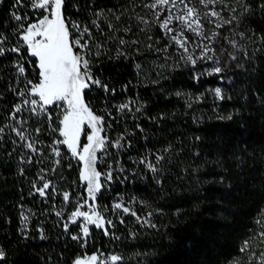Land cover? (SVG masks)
I'll use <instances>...</instances> for the list:
<instances>
[{"label": "trees", "instance_id": "trees-1", "mask_svg": "<svg viewBox=\"0 0 264 264\" xmlns=\"http://www.w3.org/2000/svg\"><path fill=\"white\" fill-rule=\"evenodd\" d=\"M66 2V16L89 26L92 35L98 37L97 42H103V36L90 25L95 19L93 11L100 9L121 29H132L123 33L126 41H140L135 46H124L122 50L128 58L116 59L117 46L109 37L103 51L110 49L113 58H93L92 72L116 92L109 94L92 87L84 96L86 104L104 118L105 148L97 151L96 163L104 186L96 202L105 226L91 225L85 237L80 223L69 220L79 200L86 196V185L80 179L79 158L73 157L67 145L59 143V131H50V127L59 125L62 114V107L53 105L49 113L55 124L45 122L42 134L36 133L37 125L28 120L32 138L40 141L39 152L31 153L13 144L18 137L8 128L0 140V247L7 254L3 264H73L78 255L94 251L116 252L121 259L111 264H230L233 259L239 264H260V254L264 253V240L260 238L264 230V55L252 62L242 59L243 67L229 68L223 80L204 76L197 81L193 74L203 69L175 66L178 49L168 48L170 59L165 64L164 53L146 47L152 41L145 38V25L137 20V14L144 16L147 12L143 7L145 0ZM227 2L234 4V0ZM12 3L13 0H0V32L9 37L8 47L17 44L13 35L17 22L9 15ZM73 4L80 8L79 12ZM109 9L121 16L119 21L108 13ZM42 11L24 0L19 14H27V24L39 18ZM145 18L153 19L150 14ZM245 25L249 26L248 31L264 34V18L258 14L245 19L241 27ZM241 27L235 33L231 26L218 29L222 36L238 42L241 51L231 47L228 40L221 42L237 56L260 43L236 34ZM115 35L120 36L121 32ZM151 35L157 41L155 48L164 43L160 39L164 35L162 30L154 27ZM85 39L91 47L94 41ZM25 47L21 41L20 55L27 58L25 77H20L19 83L12 65L20 55L8 53L0 57V126L16 124L7 117L21 98L10 88H23L25 78L33 83L38 81L35 58L24 51ZM137 63L142 65L139 73ZM157 71L164 78L153 83L158 79ZM216 87L228 98L217 99L212 93ZM196 97L202 98L197 102ZM130 100L143 106L141 112L124 115L116 110V105ZM230 115L232 119L227 118ZM28 116L25 110L20 118ZM137 124L139 128L135 127ZM121 136L124 147H117L115 141ZM85 137L82 134V142ZM53 148L59 150L60 156L53 153ZM153 154L164 157L157 172L138 163L144 156L155 162ZM22 156L43 158V162L25 164L21 162ZM20 169H24L23 174ZM40 169H45L44 175L51 181L48 191L56 189L51 197L30 194V181L39 180ZM109 171L114 179L105 181L103 174ZM65 192L68 201L63 200ZM117 202L157 227L138 223L135 217L113 210L112 205ZM22 212L29 216L26 233L20 232ZM57 212L63 215L57 216ZM121 219L125 222L121 223ZM108 220L114 226L108 225ZM65 223L69 224L68 231L63 227ZM39 229L45 239L40 238ZM74 235L81 239L73 240ZM245 240L249 246L242 252Z\"/></svg>", "mask_w": 264, "mask_h": 264}, {"label": "snow or ice", "instance_id": "snow-or-ice-1", "mask_svg": "<svg viewBox=\"0 0 264 264\" xmlns=\"http://www.w3.org/2000/svg\"><path fill=\"white\" fill-rule=\"evenodd\" d=\"M28 3L35 9L43 10L41 12L42 18L36 22L26 24L25 22L28 20L27 14L23 16L19 14V9L23 6L24 0H13L9 15L12 20L17 22L13 30V35L17 38V44L8 47L9 37L0 32V57L8 53L20 55L22 41V45L26 46L24 51L35 58L36 67L39 69L38 82L33 83L32 80L25 78L23 88H10V91L21 99L12 106V110L7 117L16 121V124L0 126V140L4 138L5 128H8L10 132L15 133L18 141L22 142L18 143L17 140H13V144H18L19 148L27 149L31 153L39 152L40 149L37 148V144L40 141L38 138H32L28 120L31 119L37 125L34 131L42 134L45 122L49 125L55 124L52 115L49 113V107L59 105L63 108L62 119L59 120V125L50 127V131L52 133L59 131L60 135L64 137L59 143L67 145L72 151L73 157L77 156L81 134L83 133L86 136L87 143L83 145L79 154V160L84 162V168L80 172V179L87 182L88 196L95 200L97 194H103L102 187L104 186L101 182L102 173L96 169L97 149L105 148V138L100 136L104 118L93 113V110L85 103L84 96L86 90L92 87H99L109 94H114L116 89L111 88L99 77L94 76L92 72L94 67L93 58H99L103 55L113 58L110 49L107 52L103 51L107 47L106 42L109 37L115 41V46H117L114 57L116 59L121 57L128 58L125 51L122 50L124 46H135L140 41L139 39L131 42L126 41L123 38V33L132 31V29H121L118 24L109 19L104 9L93 11L95 19L91 21L90 25L91 28L97 29L100 36H103V42H97L98 37L92 35L89 26H82L79 22L66 16L68 11L66 0H28ZM201 5L203 8L200 7ZM213 6H219V10ZM72 7L77 12L80 11V8L75 4ZM143 7L147 9V12L144 16L137 14V20L145 25L142 30L145 38L152 41L146 47L149 50L164 53L165 64L170 59L168 48L174 47L180 50L175 66L178 67L181 64L184 66L190 65L195 69L200 65H205L202 71L193 74L194 80L199 81L204 76H216L223 80L224 74L229 68L243 67L241 64L242 59L252 62L258 59L260 55H264V34L248 31L249 26L246 25L241 27L242 22L249 17H254L258 14L261 18H264V0H234V4L228 3L227 0H151L150 3H145ZM224 12H227L228 15H223L222 13ZM108 13L111 14L115 21H119L121 18L112 9H109ZM149 14L153 17L151 21L145 18ZM206 26L212 27L205 31ZM225 26H231V30L234 33L237 27H241V30L236 34L242 38L246 37L253 43L259 41V46L251 50H244L243 56L230 53L227 49L221 51L222 45L220 42L222 40H228L231 47L241 51L236 40L223 37L216 31V29H223ZM154 27L164 33L160 38L164 40V43L158 48L154 47L157 41L153 40L151 35V30ZM105 28H107V34H105ZM118 31L121 32L120 36L115 35ZM189 33L191 34L190 36L188 35ZM85 37L94 41L91 47ZM189 45H192L191 49ZM74 49H77V51H74ZM137 51L139 52V49ZM140 55H143V53H140ZM26 58L25 55H20V59L13 61L12 66L16 71L18 83L20 82V77H25L26 68L24 61ZM135 66L138 73L142 71L140 63ZM157 77L158 79L153 80V83H158L159 78H164L160 71H157ZM212 93L221 101L228 98L222 94L220 87L212 89ZM177 95H180V93H177ZM31 97H38V99ZM201 98L196 97L195 100L198 102ZM60 102L63 103L61 104ZM142 107L138 101L130 100L116 105V110L127 115L128 113L141 112ZM25 110L29 113V116L27 119H21L20 115ZM227 118L232 119V116L230 115ZM133 119H136V117L133 116ZM85 125L91 129L90 134L85 131ZM135 127L139 128L140 126L137 124ZM123 139V136L119 137L115 141V145L124 147L121 144ZM53 143H57V141ZM128 145L130 146V141ZM13 151H16V149L14 148ZM52 151L56 156H60L58 149L53 148ZM153 157L155 162L144 156L138 163L146 166L152 172H157L159 171L157 165L164 157L155 154H153ZM21 162L25 164L42 163L43 158L34 160L32 156H22ZM55 163L58 164L60 161H55ZM20 171L23 174L24 169H20ZM44 173L45 169H40L39 180L30 181L32 185L30 194H38L40 197H51L55 194L56 189L54 187L51 192L48 191L51 187V181L46 179ZM103 175L105 181L114 179L111 171ZM38 183L39 186H37ZM68 199V193H63V200L68 201ZM112 208L113 210H119L124 215L135 217L138 223L143 221L144 224L153 228L157 227L150 220L139 216L137 211L122 205L120 202L113 204ZM91 212L92 214L90 215L88 211L76 210L69 217L72 223H76V217L83 218L84 223L80 225V229L85 237L89 234V225L103 228L105 224L104 217L95 208ZM56 215L61 216L63 213L57 212ZM151 215L152 213L149 212L148 216ZM28 221L29 216L22 212L20 216L21 233L27 232ZM120 222L124 223L125 221L121 219ZM107 224L114 226L111 220H108ZM63 227L65 231H68L69 224L65 223ZM38 231L40 232V238L45 239L43 230L39 229ZM105 234H108L107 229H105ZM260 238L264 240V230L261 231ZM72 239L78 240L81 237L74 235ZM248 246V241L245 240L240 250L243 252ZM6 259V251L3 247H0V264H3ZM120 259L121 257L117 255H111L110 257L112 262H117ZM96 261L97 256L92 255L87 261L77 258L74 264H95ZM230 264H239V261L233 259ZM260 264H264V253L260 254Z\"/></svg>", "mask_w": 264, "mask_h": 264}, {"label": "rangeland", "instance_id": "rangeland-1", "mask_svg": "<svg viewBox=\"0 0 264 264\" xmlns=\"http://www.w3.org/2000/svg\"><path fill=\"white\" fill-rule=\"evenodd\" d=\"M151 2V0H145V3H150ZM201 8H203V6L201 5L200 6ZM213 7H217V10H219V6H213ZM223 14V13H222ZM224 15V14H223ZM42 18V16H40L39 18H37L36 20H34L33 22H36L37 20H39V19H41ZM32 23V22H31ZM209 27H212V26H206L205 27V31H208V29H209ZM216 31L217 32H219V30L218 29H216ZM189 36L191 35L190 33L188 34ZM221 35V34H220ZM222 36V35H221ZM224 37V36H223ZM205 42H207V41H205ZM222 42V41H221ZM220 42V44L222 45V47H221V51L223 50V49H225V46H223L224 44L223 43H221ZM189 47H190V49H191V47H192V45H189ZM179 52H180V50H178ZM205 67V65H200V66H198V68L199 69H203ZM38 82V81H37ZM38 98V97H37ZM61 104L63 103V102H60ZM86 103V102H85ZM89 106V105H88ZM90 107V106H89ZM93 113L95 114V115H97V116H99L97 113H95L94 111H93ZM62 114H63V108H62ZM62 114H61V119H62ZM85 127V131L86 132H88L89 134L91 133V129H89L88 127H87V125H85L84 126ZM83 134V133H82ZM82 134H81V137H80V147L77 149V157L79 158V154L81 153V151H82V147H83V145L84 144H86L87 143V138L85 137V141L84 142H82L81 141V138H82ZM100 136L103 138V135H102V130H101V132H100ZM64 139V137H62V140ZM99 149H97V151H98ZM96 155H97V152H96ZM80 162H81V171L83 170V168H84V162L82 161V160H80ZM97 169V168H96ZM98 171V170H97ZM84 183H85V185H86V196H85V198H83V199H81V200H79V202L77 203V205H76V207H75V209L71 212V214L74 212V211H76V210H80V211H88L89 212V214L91 215L92 214V212H91V210L93 209V208H95V210L97 211V212H99L101 215H102V213H101V211L99 210V208H98V204H97V202H96V199L95 200H93L91 197H89L88 196V193H87V182L86 181H84ZM71 214H70V216H71ZM103 216V215H102ZM104 217V216H103ZM105 219V218H104ZM76 221H78L79 223H80V225H82L83 223H84V220H83V218L82 217H76ZM90 226L91 225H89L88 227L90 228ZM104 226H105V224H104ZM92 255H96L97 256V261L95 262V264H111L112 263V261L110 260V257H111V255H117L118 256V254L116 253V252H111V253H109V254H103V253H99V252H87V253H84V254H82V255H78L75 259H74V261L77 259V258H79V259H81V260H85V261H87V260H89L90 259V257L92 256ZM73 264H74V262H73Z\"/></svg>", "mask_w": 264, "mask_h": 264}]
</instances>
